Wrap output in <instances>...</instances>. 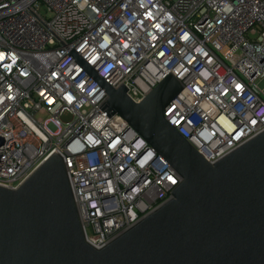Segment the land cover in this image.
<instances>
[{
  "label": "built area",
  "instance_id": "built-area-1",
  "mask_svg": "<svg viewBox=\"0 0 264 264\" xmlns=\"http://www.w3.org/2000/svg\"><path fill=\"white\" fill-rule=\"evenodd\" d=\"M72 52L134 102L179 79L164 117L209 163L264 131V0H0V186L18 188L56 150L95 248L180 177L107 114Z\"/></svg>",
  "mask_w": 264,
  "mask_h": 264
},
{
  "label": "water",
  "instance_id": "water-1",
  "mask_svg": "<svg viewBox=\"0 0 264 264\" xmlns=\"http://www.w3.org/2000/svg\"><path fill=\"white\" fill-rule=\"evenodd\" d=\"M74 56L105 90L107 114L120 115L180 181L170 200L95 248L55 150L18 188L0 186V264H264V131L209 163L164 117L183 88L174 75L134 102Z\"/></svg>",
  "mask_w": 264,
  "mask_h": 264
},
{
  "label": "rangeland",
  "instance_id": "rangeland-1",
  "mask_svg": "<svg viewBox=\"0 0 264 264\" xmlns=\"http://www.w3.org/2000/svg\"><path fill=\"white\" fill-rule=\"evenodd\" d=\"M258 86L264 89V79L257 81Z\"/></svg>",
  "mask_w": 264,
  "mask_h": 264
},
{
  "label": "snow or ice",
  "instance_id": "snow-or-ice-1",
  "mask_svg": "<svg viewBox=\"0 0 264 264\" xmlns=\"http://www.w3.org/2000/svg\"><path fill=\"white\" fill-rule=\"evenodd\" d=\"M0 56H2V54H0ZM239 87V86H238ZM171 179V178H170ZM173 182H175V181H173Z\"/></svg>",
  "mask_w": 264,
  "mask_h": 264
},
{
  "label": "bare ground",
  "instance_id": "bare-ground-1",
  "mask_svg": "<svg viewBox=\"0 0 264 264\" xmlns=\"http://www.w3.org/2000/svg\"><path fill=\"white\" fill-rule=\"evenodd\" d=\"M117 120V119H116ZM120 121V119H118Z\"/></svg>",
  "mask_w": 264,
  "mask_h": 264
}]
</instances>
